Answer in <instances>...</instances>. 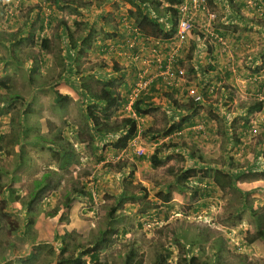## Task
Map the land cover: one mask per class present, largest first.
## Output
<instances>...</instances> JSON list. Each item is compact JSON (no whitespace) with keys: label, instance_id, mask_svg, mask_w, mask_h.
<instances>
[{"label":"rangeland","instance_id":"374dc122","mask_svg":"<svg viewBox=\"0 0 264 264\" xmlns=\"http://www.w3.org/2000/svg\"><path fill=\"white\" fill-rule=\"evenodd\" d=\"M69 1L0 0V264H264V0Z\"/></svg>","mask_w":264,"mask_h":264},{"label":"trees","instance_id":"16d2710c","mask_svg":"<svg viewBox=\"0 0 264 264\" xmlns=\"http://www.w3.org/2000/svg\"><path fill=\"white\" fill-rule=\"evenodd\" d=\"M66 4L72 3L73 1L65 0ZM176 5L183 3V0H174ZM132 5H135L136 9L134 11H130L129 15L132 19L135 20V22L138 25V30L145 35L146 37H152V38H160V37H166L168 38V34L165 32V28L163 25L158 21V18L156 15L153 14L152 10L155 8V6L161 5V0H131ZM79 25V23H77ZM79 31V28H78ZM69 33V32H68ZM75 30L69 33V36L71 37V40L75 38ZM77 41H74L73 46H76ZM112 91L110 88L104 89L102 92V97L100 100L106 105V106H112V103L114 101L112 96ZM60 97V96H59ZM139 105H142V102H139V104H136L135 107L137 108V113L142 114L141 111H139ZM146 113V112H143ZM93 118V114H90ZM96 119V118H94ZM95 121V120H94ZM96 123V121H95ZM175 131V128H171L168 130L167 134L169 135ZM153 163L154 165H158V159L157 157H153ZM259 238L264 237V233H260ZM65 242L63 239L62 246H63V255L62 258L59 259L58 264H84L83 260L77 257H69V258H63L64 256V246ZM131 255L127 258V261L125 264H131ZM196 258L192 257L190 258L189 264H195ZM94 264H105L100 262H94Z\"/></svg>","mask_w":264,"mask_h":264},{"label":"built area","instance_id":"2783aa9c","mask_svg":"<svg viewBox=\"0 0 264 264\" xmlns=\"http://www.w3.org/2000/svg\"><path fill=\"white\" fill-rule=\"evenodd\" d=\"M190 1H184L181 6H180V10H179V14L180 16H182L179 25H178V35L180 37L181 40L186 39V37L189 36V34L192 32L193 30V17L191 16V7L190 5ZM206 0H192V4L195 8V6H203L205 4ZM147 84V82H146ZM145 84V85H146Z\"/></svg>","mask_w":264,"mask_h":264}]
</instances>
